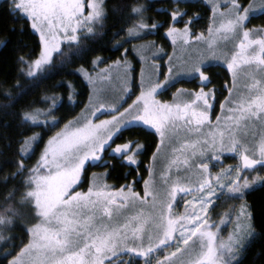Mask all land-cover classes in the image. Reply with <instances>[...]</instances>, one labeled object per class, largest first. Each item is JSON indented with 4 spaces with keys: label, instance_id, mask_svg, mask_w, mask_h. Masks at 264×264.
<instances>
[{
    "label": "snow or ice",
    "instance_id": "6c2138e0",
    "mask_svg": "<svg viewBox=\"0 0 264 264\" xmlns=\"http://www.w3.org/2000/svg\"><path fill=\"white\" fill-rule=\"evenodd\" d=\"M169 2L170 8L156 9L168 19L157 21L146 15L154 6L151 0H119L111 8L107 0H8L7 14L22 23L6 31L18 34L26 48L25 35L35 40L15 61L26 82L13 85L15 93L6 90L7 102L0 104L17 129L14 137L0 134V139L9 151L13 141L19 145L13 155L20 157L5 161L16 170L3 183L19 177L18 184L27 189L18 201L19 189H13L0 204V229L20 228L23 233L0 236V264H244L253 241L264 234L257 231L255 213L246 202L226 238L221 226L224 217L231 221L235 209L216 211L221 203L243 201L264 187V175L249 179L246 174L264 171V26L249 27L253 17L264 16V0H204L212 13L207 35L195 31L200 13L181 10L188 0ZM165 24L164 37L173 53L178 44L185 49L203 45L205 50L181 61L156 48L154 41L124 48L149 33L159 34ZM112 29L110 50L123 48L120 58L110 64L111 57L89 59L102 50L95 45ZM10 43L7 35L0 39V47ZM146 47L156 48L150 71L144 67ZM130 52L139 56L138 84ZM164 56L166 62H155ZM221 59L231 79L216 83L208 62ZM80 61L70 73L81 78L79 90L74 82L61 80L39 99H26L54 69ZM188 78L197 81L196 89L176 88L171 100L158 98ZM98 81L107 87L97 88ZM57 88L67 89V104L55 94ZM85 95L87 103L78 99ZM132 95L135 99L124 107ZM81 104L80 115L65 122ZM54 129L59 130L49 136ZM147 129L153 136L150 157L148 141L140 138ZM37 152L29 168L25 160ZM225 153L235 154L239 163L223 167ZM0 155L7 153L0 150ZM143 158L149 159L147 165ZM115 161L129 168L123 184H107L94 173L87 190H77L88 182L90 168L114 170ZM218 165L219 172L213 173ZM181 202L183 212L177 210Z\"/></svg>",
    "mask_w": 264,
    "mask_h": 264
},
{
    "label": "trees",
    "instance_id": "16d2710c",
    "mask_svg": "<svg viewBox=\"0 0 264 264\" xmlns=\"http://www.w3.org/2000/svg\"><path fill=\"white\" fill-rule=\"evenodd\" d=\"M119 0H107V4L109 8H111L112 5L118 3ZM141 3H144L145 0H140ZM153 3V7L149 9V11L146 13V15L153 17V19H156L157 21H164L167 20V14L166 13H158L156 11L157 8H170L171 4L169 0H151ZM8 0H2L0 2V39H4V37L7 35L11 40L12 43L8 44L7 47H0V104H4L7 101L4 98V92L6 90H11L13 93L18 91L17 89L13 88V85H15L17 82L25 83L23 77L18 76L17 74V65H16V57L17 55H24L28 52L29 48L33 46L34 44V37H31L29 35H25L23 37V41L25 44L29 46V48L23 47V44L19 43L20 37L18 34H12L8 33L6 30L8 27L12 26L13 24L22 23V21L14 20L11 16H9L6 12ZM181 10L184 8H188L189 14L192 13H200L202 16V19L195 25V30L198 28H201L203 31L205 30V26L210 22L211 17V11L209 8L204 6V3L202 1H198V3L195 2H188L187 4H181L180 5ZM206 13V14H205ZM187 19V17H185ZM135 22V21H133ZM112 20H109V25H111ZM249 25H260L264 26V16H256L252 18V21ZM129 27L131 24L128 25ZM177 26H183L182 24H177ZM167 29V25H163L159 29V35L158 38L164 37V32ZM112 31L114 29L108 31V35L104 37V39L100 42V45H95L96 47H101L102 50L98 51L93 54V57H89V59L94 58L95 56L100 57H111V60L108 61V63H112L114 60L120 58L121 54L123 53V48L120 49L119 52H116L111 49V43L112 41ZM150 34V33H149ZM123 35V34H122ZM165 38V37H164ZM122 39L121 37H116V40ZM166 39V38H165ZM114 42V41H112ZM131 42H135V40H132ZM27 58V57H26ZM83 61H80L78 63H74L71 65H68L65 68H56L54 69L53 73L50 74L46 79H44L43 83L39 86V88L35 89L30 93V95L26 99H39L40 96L43 94L45 89H49L52 85L56 84L58 81H71L74 82L78 88V90L82 87L81 78L79 75H72L70 74L73 69L78 68L81 66ZM105 65V64H101ZM85 67H88V65H85ZM209 72L213 74L215 82H220L223 77L229 78V73L227 72V69L224 67H219V70H216L215 66L209 67ZM58 73V74H57ZM222 77V78H219ZM187 80H182L179 84L186 85ZM51 94V93H50ZM55 94L58 96H63V103L67 104V89L66 88H57L55 89ZM78 99L83 100L85 103H87V95L78 97ZM38 107H45L44 105H38ZM83 108V104H81L79 107L75 109L74 112H70V114L66 117L65 122H67V119H74L76 116L80 115L81 109ZM66 109H62L60 113H57L56 115H61ZM11 124V127L5 128L4 124ZM63 125L61 124V127ZM58 129H54L52 132H50L48 135H53L55 131ZM34 132H39L40 128H34ZM152 130L147 129L143 132L141 135V140H147L149 145L148 150V156H151V152L154 151V147L152 145ZM0 134H7L10 137H14L17 134V129L15 127V123L11 116H5L3 114V110H0ZM26 135H32L31 132L27 133ZM48 137L46 136L45 139ZM118 143H122L123 141H117ZM5 141L3 139H0V150H3L7 153V155H0V204L4 203V199L6 196L9 195V193L13 190L18 188L19 191L16 193L15 199L18 201L21 198V195L27 191L25 187H22L18 184L19 177L16 181H10L7 184L3 183L4 177H6L9 173L15 172V168L12 164L5 163L6 160L9 159H20L19 156H14L13 153H15L16 149L19 147L14 141H13V147L9 151L7 149H4ZM39 156V152L36 153L35 156H32L30 159H26L25 163L29 168L33 167L36 163V160ZM229 160V162H228ZM225 165H228L231 163V159L228 158ZM116 168L114 170H107L102 166H96L92 167L88 171V182L84 183L80 189H86V187L89 185L91 177L94 173L97 172H105V171H111V175L108 176L107 180L111 184H123L125 181L122 178L123 173L129 171V168L126 166H121L119 161H115ZM149 163L148 158H143V164L147 165ZM141 172H144L143 165L141 166ZM254 176L264 175V171H258L253 172ZM133 175H135V172H133ZM25 176H27V173H25ZM118 177H121L120 179H117ZM147 173H144V178L146 179ZM252 176L250 177V179ZM131 179V177H129ZM142 188V182L141 186ZM140 190V189H138ZM247 204L252 206V210L255 213V225L258 232L264 233V187H257L254 191H251L246 196L245 200H243ZM239 202L241 200H230L226 204L221 203L220 207L216 209L219 213H224L226 211H231V209H236L239 205ZM12 203V202H10ZM234 212V211H233ZM219 217V216H214ZM27 223V221H25ZM34 223V221H33ZM10 235H23L20 228H15L12 231H9L6 229V236L9 237ZM19 243V241H17ZM258 253H261L258 255ZM244 264H264V234L257 237L256 240L253 241L252 245L250 246L247 256L244 260Z\"/></svg>",
    "mask_w": 264,
    "mask_h": 264
},
{
    "label": "rangeland",
    "instance_id": "374dc122",
    "mask_svg": "<svg viewBox=\"0 0 264 264\" xmlns=\"http://www.w3.org/2000/svg\"><path fill=\"white\" fill-rule=\"evenodd\" d=\"M1 1L2 0H0V2ZM198 1H202L204 3V0H188V2H195V3H198ZM211 15H212V13H211ZM154 20H156V19H154ZM177 27H179V26H177ZM182 27L183 26H180L179 28H182ZM195 31L196 32H201L203 30L201 28H198ZM204 32H205V35H207L206 30H204ZM153 41L156 44V48H163L164 51L168 55L178 56V57H180L181 61H183V60H189V59H194V56H193L194 53L198 54V52H202V51L205 50V46H203V45H195L194 44V45H192V47L190 49H185V48H181L179 46V44H178L175 53H173V48L171 46V41L169 39H167V38L165 39L164 37L163 38L162 37L161 38H158V36L156 35V33L147 34V35H145L143 37V39H136L135 42H131L129 44H125L124 45V48L131 49L133 47V45H136L137 47H140L142 45H149L150 42H153ZM156 48L146 47V48L142 49V54L147 58V61L144 64V67H145V70L146 71H150L149 64L152 61V59L154 58V53L156 52ZM123 51H124V49H123ZM127 58L130 61L133 62L134 66L136 68V81H137V84H138L139 83V78H140V66H141L140 63L138 62L139 61V56L135 52H130ZM166 61H167V56H164L163 61H161L159 58H155V62L157 64H160V63H163V62H166ZM106 66L107 65H102V66L100 65L99 67L100 68H104ZM208 66L209 67L215 66L216 67V70H219V67H223V68L225 67L226 68V65L223 63L222 59L221 60H210L208 62ZM163 71L166 72L167 69L164 68ZM112 75L113 76L116 75L115 70L113 71ZM188 79H192V78H188ZM188 79H185V80H188ZM112 84H113V87H115V81H113ZM96 87L97 88H100V89H103V88H106L107 85L104 84V83H102V82H99L98 81ZM176 88H187V87H186V85H181V84L177 83L174 88H171V89L168 90L167 94H165L162 97H158V98H162V99H165V100H171V96H169V95L172 94L173 92H175L176 91ZM135 94H137V95L139 94V89L138 88L135 89ZM224 95L226 96L227 93H225ZM134 99H135V95H132L131 98L127 100V103L124 105V107H127V105L130 104L132 102V100H134ZM223 99H224V96H220L219 97V100L222 101ZM216 114H219V103L216 104ZM110 118H111L110 116L100 115V119H110ZM39 119L41 121H43L45 119V117L41 116V117H39ZM48 119H51V118H48ZM213 119H214V117H213ZM258 133H259V129H257V136L255 137V139H257V140L259 139ZM252 139H254V138L251 137V136H249V140L251 141ZM228 158H230L232 161L228 165H225L226 163L229 162ZM224 160H226V163L225 164H222V166L225 167V168H227V167H229L231 165H235V164L239 163L238 158L235 156V154H232V153H225V156L222 157V162ZM227 160H228V162H227ZM213 163H215V162H213ZM161 167H162V164H158L157 165V173H159ZM211 170L213 171V173L219 172L220 166L218 165L216 167H213ZM103 173L104 172L96 173V176L99 177L101 181L106 182L107 184H110L111 185V183L107 180L108 177H104L102 175ZM173 173H175V169H173ZM246 174L249 175V179H250L251 176H254V173L253 172L246 173ZM181 175H183V173H181ZM92 177H93V175H92ZM92 177H91V180H92ZM147 178L148 177H146V179ZM91 180H90V183H91ZM88 186L86 187V189H80V188H78L77 190H79V191H86L87 188H88ZM242 203H245V202L244 201H241V202H239V205H241ZM239 208H240V206H238L235 209V211L232 212L231 221H229V218L228 217H224L225 223L223 224V227L226 228L227 230H226L225 233H223L224 231L221 233V235L223 237L226 238L228 236V234L230 232H232V230L234 229L235 224H236V214L238 213ZM177 210L180 211V212H183L184 207H183V203L182 202L180 204H178ZM226 212H228V211H226ZM214 218L217 221H219V219H220V217H214ZM0 236H3L5 238H7V236H6V229H0Z\"/></svg>",
    "mask_w": 264,
    "mask_h": 264
},
{
    "label": "flooded vegetation",
    "instance_id": "af4514ba",
    "mask_svg": "<svg viewBox=\"0 0 264 264\" xmlns=\"http://www.w3.org/2000/svg\"><path fill=\"white\" fill-rule=\"evenodd\" d=\"M250 27H260V25H249ZM228 79L227 78H225V77H223V79L220 81V82H216V83H223L225 80H230L231 79V76H230V73H229V75H228ZM219 78H222V77H219ZM185 80V79H184ZM187 81H191V82H187L186 83V87L187 88H190V89H196L197 87H198V83H197V81L195 80V79H188ZM169 96H171V94L169 95ZM225 162H226V160H224L223 161V163L222 164H225ZM97 173H99V172H97ZM96 174V173H95ZM233 212V211H232ZM214 218V217H213ZM215 219V218H214ZM227 227V226H226ZM221 228H222V232L223 233H225L226 232V228H224L223 227V225L221 226ZM221 232V233H222Z\"/></svg>",
    "mask_w": 264,
    "mask_h": 264
}]
</instances>
